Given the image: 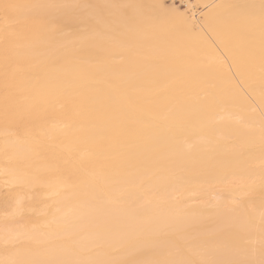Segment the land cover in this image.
Returning <instances> with one entry per match:
<instances>
[{"label": "bare ground", "instance_id": "obj_1", "mask_svg": "<svg viewBox=\"0 0 264 264\" xmlns=\"http://www.w3.org/2000/svg\"><path fill=\"white\" fill-rule=\"evenodd\" d=\"M161 2L0 0V264L261 258L264 0Z\"/></svg>", "mask_w": 264, "mask_h": 264}, {"label": "snow or ice", "instance_id": "obj_2", "mask_svg": "<svg viewBox=\"0 0 264 264\" xmlns=\"http://www.w3.org/2000/svg\"><path fill=\"white\" fill-rule=\"evenodd\" d=\"M214 5H205V8H211ZM17 5L5 3L2 5L5 16L7 17L9 12ZM197 5L193 4L191 0H162V2L155 6L156 10L163 17L173 20L179 24H186L191 17H194V9ZM250 101L254 102V98L250 95L247 97ZM261 102L264 103V91L261 94ZM264 116V112L261 113ZM261 258L258 261H252L251 264H264V248L261 250ZM11 264H35L32 261H13ZM47 264H135V262L128 261H93V260H56L49 261ZM158 264H183V262L177 261H160Z\"/></svg>", "mask_w": 264, "mask_h": 264}, {"label": "rangeland", "instance_id": "obj_3", "mask_svg": "<svg viewBox=\"0 0 264 264\" xmlns=\"http://www.w3.org/2000/svg\"><path fill=\"white\" fill-rule=\"evenodd\" d=\"M193 1L194 3V0H191ZM196 10L199 9V6H197V8H195ZM200 10V9H199ZM2 22V16H1V13H0V23ZM0 95H1V89H0ZM254 105H251L250 108H248L245 112L254 116L255 118L258 119V123H259V126L257 125L256 128L258 127H263L264 128V116L261 115V113L263 111H261L260 109L254 107ZM232 139L228 140V141H231ZM3 192H5V189L3 190ZM38 204V203H36ZM40 204V203H39ZM25 214V213H23ZM207 225H212L211 224H207ZM230 229V227H227L226 229H224V232L228 231ZM58 239H52L50 240L51 242H55L57 241ZM188 243L185 242L183 246L187 245ZM92 245H90L91 247ZM102 245H98L96 244L95 246H92L91 248L89 247L88 249H86L85 251H83L82 255L83 256H92V255H96L98 253H100L102 250H103V246L101 247ZM185 251H187L188 248H183ZM104 251V250H103ZM102 251V252H103ZM122 250L121 248H111V249H108L107 252H106V255L108 256L109 260L111 259H114V258H117L118 257V254L121 253ZM202 251H198V253H201ZM145 253H146V250L144 248L140 249L139 251H137V254H141V256L138 258L137 261H134L135 264H143V263H146V257L145 256ZM81 254V252H80Z\"/></svg>", "mask_w": 264, "mask_h": 264}]
</instances>
